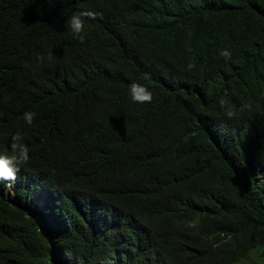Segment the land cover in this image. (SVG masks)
<instances>
[{
    "label": "trees",
    "instance_id": "trees-1",
    "mask_svg": "<svg viewBox=\"0 0 264 264\" xmlns=\"http://www.w3.org/2000/svg\"><path fill=\"white\" fill-rule=\"evenodd\" d=\"M242 4L236 15L232 14V22L223 14L218 24L221 34L206 24L205 30L213 37L204 36L215 46L251 55L245 59V68L257 60L262 70L264 0ZM71 15L62 0H0V89L9 100L0 106V112L8 109L18 123L28 111L36 113L34 120L44 113L55 119L59 116L52 111L66 104L76 113L83 112L79 118L86 129L72 128L63 134L69 141H78L77 146L53 151L69 159L66 163L71 173L76 172L75 162L85 163V171L93 173L83 181L79 174L73 175L78 193L85 187L90 193L88 182L94 176L111 181L116 188L134 179L135 173L119 161L122 157L109 154L114 150L109 144L117 145L118 139L122 156H136L138 184L149 181L155 170L159 172L157 181L165 189V203L191 238L204 239L207 231L217 240L229 236L221 244L240 252L244 264H264V207L259 206L264 188L252 166L256 157L264 154V143L248 130L254 110L232 120L234 149L221 148L212 131L200 126L193 115L205 109L196 99L176 100L169 92L149 87L151 103L133 102L128 82L140 81L133 74V62L129 60L130 72L128 63L114 55L115 41L100 36L91 19L88 23L84 20V42L77 39L67 23ZM132 26L122 31L126 40L148 37L145 24ZM167 42L164 35L154 43L161 49ZM155 48L151 45L143 53L153 62L165 61ZM11 143L0 132V152H10ZM192 201L197 203L194 207ZM0 203L4 202L0 199ZM8 212L0 211V264L139 262L116 235L118 226L108 228L104 237L94 233L97 239L84 250L87 227L67 221L62 247L70 250L69 254L54 248L34 220L17 207Z\"/></svg>",
    "mask_w": 264,
    "mask_h": 264
},
{
    "label": "clouds",
    "instance_id": "clouds-1",
    "mask_svg": "<svg viewBox=\"0 0 264 264\" xmlns=\"http://www.w3.org/2000/svg\"><path fill=\"white\" fill-rule=\"evenodd\" d=\"M62 1L72 13L67 23L77 39L84 42V20L91 19L100 36L115 41L114 55L128 63L130 72V61L133 62V74L140 78L138 83L128 82L133 102L151 103L153 93L149 87L169 92L176 100L196 99L205 109L198 115L191 113L228 151L234 149L236 139L232 120L250 115L253 109L255 115L249 119L248 130L264 143V69L260 70L257 60L245 68V59L251 55L215 46L204 36L213 37L205 30L206 24L221 34L218 24L223 14L227 13L232 22L231 16L246 0ZM137 23L146 25L148 37L126 40L122 31ZM164 35L168 36L167 45L157 49L155 39ZM151 45L165 61L153 62L143 53ZM48 58H52L51 54ZM246 89L248 92H240ZM8 102L0 89V106ZM65 106L52 111L59 116L55 119L44 113L34 120L35 112H25L20 123L26 124L18 130L15 127L20 123L9 110L0 112V132L4 140H12L10 152H0V199L6 203H0V211L9 213L10 207H17L34 220L54 248L69 254L62 244L67 221H73L87 227L84 250L97 239L94 233L104 237L108 228L118 226L116 235L139 261L137 264L245 263L240 252L221 244L229 236L217 240L214 233L207 231L204 239L191 238L165 203V189L157 181L159 172L155 170L149 181L138 184L136 156H122L118 139L117 145L109 144L114 149L109 154L120 155L121 164L135 173L134 179L116 188L111 181L94 176L88 182L90 193L87 187L78 193L74 177L79 174L83 181L93 173L85 171V163L75 161L76 172L71 173L66 163L69 159L53 152L75 148L78 141H69L63 134L72 128L82 132L86 129L79 118L84 113ZM252 166L264 188V154H259ZM196 204L192 201L190 206ZM259 206L264 207L261 198ZM194 222L197 224L196 219Z\"/></svg>",
    "mask_w": 264,
    "mask_h": 264
}]
</instances>
